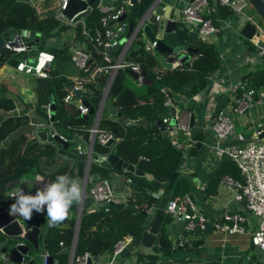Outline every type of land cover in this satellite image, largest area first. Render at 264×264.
<instances>
[{
  "label": "trees",
  "instance_id": "16d2710c",
  "mask_svg": "<svg viewBox=\"0 0 264 264\" xmlns=\"http://www.w3.org/2000/svg\"><path fill=\"white\" fill-rule=\"evenodd\" d=\"M121 1L115 0L114 5L118 6ZM248 4H250L249 1ZM219 7L226 8L225 6ZM227 11L230 10L227 9ZM134 14L135 4L133 3L129 8L128 16L133 17ZM99 16L100 13L94 6L91 12L85 16V22L90 30L98 22ZM12 27L16 29L40 27L42 35L49 37L56 35L59 30L64 28V25L47 12L38 13L29 0H0V34ZM245 40L250 45L249 41ZM66 47V43L59 47L54 43L42 44L37 46L36 51L38 49L51 51L55 60H58L64 57L69 58V51L66 50ZM127 52L132 61L139 64L140 74L150 78L151 82L143 87H136L126 82L121 75L122 73H119L118 80L120 84L113 85L112 82L106 93V99L113 104L115 111L110 117L101 113L97 124L101 128L110 130L115 136H120V139L111 148V152L127 163L136 164L139 160H142L139 165L140 170L151 173L154 180L166 181L175 171L180 157V150L176 149L168 139L159 134L160 125L154 122L160 121L161 116L166 112L162 101L173 95L182 84L192 82L191 88L194 90L203 87L207 77L212 75L218 67V56L212 44L199 41L197 53L195 54L197 57L194 60L190 63L184 61L161 72V70L155 68L157 65L156 57L143 50V40L139 39L137 35L128 47ZM22 53L24 52L14 53L9 49L0 48V67L8 62L14 64L21 58ZM11 54L15 55L7 60ZM93 55V59L97 60L95 62H103L98 54L93 53ZM34 79L38 80V83L32 87V94L29 98L15 95L16 100L22 102L23 109L30 108L45 117L44 104L53 100L54 109L51 116L56 130L67 137H70L75 131L84 139L87 138L88 131L86 128L91 125L92 116L80 114L72 104L61 102V97L65 93L62 82L68 81V78L63 74L50 71L49 77ZM246 81L253 88L264 87V70L259 68L253 74L248 75ZM50 86H52V89ZM164 87L165 89H163ZM93 89L94 92L89 94L88 98L92 104L96 105L100 91L95 84ZM52 91H54L53 94ZM25 98L26 100H23ZM16 100L8 90L7 80L1 78L0 187L6 185L12 179L18 178L32 193L35 188L36 174L47 177L51 182H54L59 175L72 176L74 169L75 173L81 175L84 162L69 151L65 152L68 161L52 168L56 163V158L60 155L54 153V146L51 143L40 144L31 137L28 115L25 112H12L15 103H17ZM57 104L61 106L63 111L62 121H57V110L59 108ZM116 111L120 112L119 116L115 115ZM131 118L138 119L136 122L126 124L123 127L125 121ZM106 150V146L94 141V152L100 153ZM89 171H96L104 178L108 176V169L95 162L90 163ZM179 180L181 179L174 175L167 183L172 186V193L170 194L172 198H177L185 191V187H181V184L178 183ZM183 185H186L184 181ZM9 187L7 186L8 189ZM155 189L148 180H145L138 186H131L126 203L122 208L110 205L107 210L96 207L82 210L74 252L88 251L92 255H99L110 250L114 242L125 236H138L142 230V211H146L154 204L153 191ZM1 194L2 191H0V197ZM169 218L170 215L164 213L163 220ZM35 219H41L39 224L44 229L42 242L45 250L51 257H59L60 262L64 264L65 253L59 251L58 241L62 240L64 245L68 246L74 218L72 217L68 222H62L56 226H49L46 214H40L38 218H34V221ZM2 234L0 231V238ZM159 234H163L162 226L159 228ZM155 257L154 254H146V259L150 264L155 263ZM0 264L10 263L0 259ZM25 264H29V262ZM198 264L221 263L209 260Z\"/></svg>",
  "mask_w": 264,
  "mask_h": 264
},
{
  "label": "built area",
  "instance_id": "2783aa9c",
  "mask_svg": "<svg viewBox=\"0 0 264 264\" xmlns=\"http://www.w3.org/2000/svg\"><path fill=\"white\" fill-rule=\"evenodd\" d=\"M30 1V0H29ZM111 1V2H109ZM94 0L92 5H86L84 9L79 10L71 16H66L61 12L66 5L67 0H56V4L52 7L53 17L57 19L61 24L67 26H79V34L81 42L75 37H69L68 48L69 58L72 64L76 67L77 72L72 74L68 83L71 84L70 90H65V93L61 97V102L72 104L78 110L80 114L87 113V106L81 102V98H85L88 101V95L94 92L93 85L96 83L98 77L103 76V82L99 89V97L96 102L98 113L93 115V121L89 127L86 128L88 131L87 138H83L79 133L73 131L70 137L63 135L58 132L54 126H52V108L51 102L48 101L44 104L45 109V122L44 124H38L31 130V137L37 142L43 143L48 142L54 146V153L60 154L59 145L55 144L52 139H40L37 135L38 129H52L51 133L47 136L52 138L56 134L59 138L64 141L74 140L76 141L77 152L84 153V167H86L85 183H84V194L91 199V204L100 205L103 204V209L107 210L110 206L109 201L113 202H125L127 195L131 190V186L125 185L123 188H109L107 178L101 177L96 171H89V165L92 162V155H96L99 160H106L107 155L111 151L112 145L120 139V136H115L110 130L101 128L98 126L99 111L102 103L106 96L107 90L110 86L112 77L116 70L119 69H130L133 72L140 74V67L137 62L129 61L125 58V54L128 47L132 43L133 39L139 32V26L144 17L147 16L149 10L153 7L154 1H152L146 10L142 13L140 19L133 26L129 34L119 44L117 54L112 57L111 51L105 50V47L110 48L115 45L120 38L124 36L126 31V16L130 6L133 4L130 0H122L118 6L114 5L115 0ZM218 6H225L235 13H238L243 17L244 22H249L253 27L254 31L251 36L247 38L249 43L256 48L254 53L255 60H262L264 57V28L251 15L245 13L244 8L248 4L247 0H213ZM30 3H32L30 1ZM33 4V3H32ZM100 13L98 22L93 25L90 30L87 23L85 22L86 11L91 12L92 7ZM209 6V0H186L179 8L176 19L178 20L177 25L180 28L187 30L193 29L196 35L200 38V41H208V37L211 34L218 32V26L211 20L210 17L205 16L204 13ZM124 14L123 19H119V16ZM161 17L160 14H155L154 18L158 19ZM144 37V36H143ZM101 44L104 49L98 50V45ZM156 39L149 40L143 38V50L149 55L155 54L154 46ZM29 45L25 44L18 37V34H13L12 37L4 42L3 48L9 49L12 52H23ZM94 54H98L103 62H95L93 59ZM34 59L29 61L30 56L20 58L12 65V71L9 74L11 79L16 78V74L30 75L34 77H48L50 65L54 59L53 53L45 49H38L33 55ZM192 57L189 56L186 60L190 63ZM244 61V60H243ZM1 79V77H0ZM223 84H219L220 88L213 91L211 94L212 100L220 95L221 91L225 94L226 102L220 107L218 112L209 118L207 128L213 135V146L212 152L215 158L225 156L229 158L236 166L239 172V178H233L229 175H224L219 180L222 185H233L235 190L232 194V199L242 204L243 210L248 212L255 220L254 228L250 233L249 241L253 246H257L264 252V138H261L259 133L262 128H256L254 130V138L245 141L241 144H229L222 145L221 140L231 135L234 127L235 117L238 114L244 113L248 110L253 102L254 95L257 97L256 102L264 100V88H253L243 80H238L233 83L226 82L224 78ZM72 89L80 90V96L75 97L72 93ZM172 97L168 96L163 100L165 106H173ZM138 118H131L125 121L122 125L136 122ZM172 121V123H171ZM160 123L165 125L169 130L171 137L170 142L180 148H188L193 146L195 138L193 136L192 127L189 123V112L182 110H173L172 113L162 116ZM181 134L180 139L177 140L175 133ZM96 141L100 145L107 147L106 151L96 153L93 151V143ZM110 141L112 144L109 146L107 142ZM82 143L81 145L78 143ZM64 154V152H62ZM87 156V158H86ZM35 188L32 193L34 194L37 189L41 188L45 183H49L47 177L41 175H35ZM83 189V182L81 184ZM17 191L16 186H12L7 189L4 199H10L14 196ZM82 201L80 202V204ZM165 213L182 217L183 228L187 231L194 233L197 229L204 227L207 221L206 217L199 211L198 207L192 200L188 192L183 191L177 198H168L165 206ZM9 210V209H8ZM7 210V212H8ZM34 212L30 220H25L21 216H14L20 226V233L16 236V244H23V234L26 230H29L36 217ZM245 220L244 214L239 211H226L223 212L220 218L210 221L211 227L221 233H241L244 231L243 222ZM179 241H171L173 245ZM62 240L58 241L59 245H62ZM126 238H121L114 242L110 250L104 251L97 255L98 264H114L117 256L126 247ZM72 245L69 248V257L71 258V264H91L92 254L88 251L81 253L72 252ZM26 254H21L19 262H12L8 256H2L3 261L11 264H25L28 262L30 257L25 260ZM50 255L45 249L40 252L39 264H47ZM264 264L260 259L256 260L253 258V253H244L243 259L238 264Z\"/></svg>",
  "mask_w": 264,
  "mask_h": 264
},
{
  "label": "crops",
  "instance_id": "0c3cea01",
  "mask_svg": "<svg viewBox=\"0 0 264 264\" xmlns=\"http://www.w3.org/2000/svg\"><path fill=\"white\" fill-rule=\"evenodd\" d=\"M107 1L109 0H105V2ZM185 1L186 0H175L177 15L179 12V8L182 6V4ZM134 4L136 9V2H134ZM33 5L38 13H43V12L48 13L49 10H52V8H42L35 2ZM226 12L228 13L226 8L219 7L213 2V0H209V6L204 13V15L210 17L211 20L219 28L217 33L211 34L208 37L209 43L214 46L218 56V67L216 71L212 75L207 77V81L203 87L198 88L196 90L191 88L192 82L182 84L179 87V89L173 93V95H170L173 98L172 99L173 106L170 105L165 106L162 101V105L166 111L162 116L170 114L171 108L173 110L176 109V110L189 112V123L192 127L193 136L195 138V142L191 147L184 149L174 145L176 149L180 150V157L174 171L175 172L174 175H177V177L181 179L179 180L178 183L181 184V187H185L184 190L189 193L192 200L198 207L199 211L206 217L207 221L209 222L211 220L220 218L221 214L226 211L230 212V211L239 210L245 216V220L243 222L244 231L241 233H237V232L221 233L214 230L211 227V224H210V229L206 232H203L205 224L203 228L197 229L196 233L201 234L200 238L198 239L200 254L199 256L193 257V259L189 261L191 262L189 264H198L200 262H205L209 260H214L221 264L224 263L238 264L239 262L242 261L244 252L248 250V248H250L251 246L249 241V236L255 224V220L253 219V217L248 212L243 210L242 204L232 199V194L235 190V187L233 185H222L219 183V180L224 175H229L233 178H239V172L235 164L229 158L225 156L219 158L214 157V154L212 152L213 135L211 134L210 130L207 128V123L209 118L216 114L215 106L219 101V99L223 96L225 98V101L221 104V106L226 102L225 94H223L221 91H219L220 95L217 96L215 99L213 98L212 100L211 97L213 91L218 90L220 88L219 84H223L222 80L225 78L226 82H231V83L243 79L246 81L248 75L253 74L257 70H259V68L264 70V57L262 58V60L261 59L255 60L254 53H256L255 52L256 48L251 44L249 45L245 40V38L242 39L239 37V35H241L240 29L244 24L243 17L240 15L242 17V20L235 21L234 17H231ZM74 27L75 26L64 25V28L59 30L56 35L45 37L44 44L46 43V39H49L52 43L55 42L54 44H56L57 47L61 46L63 43L64 44L66 43L67 44L66 50L69 51L68 48V42L70 40L69 37L73 36L80 42L82 41L80 34L79 33L77 34V32H75L72 29ZM76 27H78L79 29V26L76 25ZM141 38H144L142 34H141ZM30 50H32V48L29 46L25 51H23L24 53L22 54L31 57V55L33 54L29 53ZM116 54H117V49L111 50L112 57H114ZM152 56L156 57L157 59V65L155 68L156 69L158 68L157 70H161V72L168 67L172 68L183 62L178 58H175L172 62H167L165 60V56L160 55L157 52H155V54ZM191 57L193 56L191 55ZM66 59H68L71 62L70 58H66ZM54 60L55 58L53 59V61ZM12 65L13 63H4L0 67V77L3 80H7V82L12 80L9 77V74L12 71ZM51 66L52 63L50 65L49 73L50 71H52ZM119 70H121L120 71V73H122L121 75L128 80V83L130 85H134L136 87H143L144 85H146L134 79L130 74L126 73L125 69L124 70L119 69ZM116 71L114 75L116 74ZM76 72L77 69L75 67V71L73 73H64L63 75H65L69 79V77ZM17 77H19L18 79L40 78L30 75H23ZM111 81L113 82V80ZM102 82H103V76L100 75L96 83L94 84L96 85L97 83H99L101 87ZM119 84H120L119 82L116 83V85ZM258 88H264V87L260 86ZM8 90L10 91L11 94H13L16 100V96H15L16 94H14L11 91L9 83H8ZM30 94H32V88ZM256 97L257 95L255 94L253 98L254 102L248 110H246L242 114H238L234 118L235 122L231 135L221 140L222 145L241 144L245 141L251 140L254 138V130L256 128H262L258 136L264 138V100L260 102H256L255 101ZM106 100L107 99L105 96L101 109L99 111V117L101 113L107 117H110L113 115L115 111L113 104H111L109 100H108V104L104 107V103ZM15 102L17 103H15V107L12 110V112L15 113L25 112L28 115V125L30 128V132L36 125L44 124L45 117L37 114L34 110L30 108L24 110L23 105L22 106L19 105L17 100ZM57 106H59L57 110V121H62L63 111L60 105L57 104ZM91 116L93 121V115ZM159 134H161L162 137L168 140L171 137L169 130L163 124L162 127L160 125ZM174 135L177 138V140L180 139L181 134L179 132L175 133ZM43 143H48V142H43ZM78 143L80 145L82 144L80 142ZM66 151L68 150L65 149L64 154L60 153L57 155L60 156L65 155ZM60 165H62V163L56 162L52 168L58 167ZM107 169H108L107 178L109 177L111 179L113 187L114 188L123 187L125 183L121 184L123 182L121 180L122 172L115 171L113 168H107ZM83 171L84 168L82 170V174L79 175L75 173V169H74L72 176H70L71 178L75 179L80 184V186L83 182ZM183 181L186 183L185 186L183 185ZM49 183H51V180ZM167 183L156 187V189L153 191V194L155 196V202L154 204H152V206L163 209L167 199L172 198L170 196V194L172 193V186H169ZM27 194H30L28 189H27ZM125 203L126 201L123 202V206L125 205ZM95 207H97V205L94 206L93 204L90 203L84 209L95 208ZM36 214H37L36 217L38 218L40 214L39 213ZM76 214H77V210L74 208H70L68 218L63 221L65 223L68 222L70 218L72 217L74 218L73 230L68 246L64 245V243H62V245H59L60 246L59 251L65 253L66 259L64 264H68L69 262V248H70V244L73 243L72 241L74 237ZM169 215L171 218V214ZM31 222L33 223V225L39 227V232L37 235L38 247L35 250V254L33 255L32 253L33 248L29 246L31 252L27 256L30 257L31 260H33V264H36L35 261L38 263L40 262L39 258H40L41 250L45 249L44 244L42 242L44 229L39 224L41 222V219H37V220L35 219V221L31 220ZM171 229H173L174 238L180 239L179 232L177 231L178 228L172 225ZM5 237L6 239H10L7 236ZM124 238H126L127 241L126 247L117 256L116 260L114 261V264H150L149 261L146 259V254H154L156 256L154 264H186L175 261V259L181 258L180 250L171 249V248L170 249L162 248L159 250L156 244L152 245L150 248H145L141 244H139L138 236L134 237L128 235L125 236ZM24 243L29 245V243L26 240H24ZM2 245L5 244L3 242H0V259H2V256H8L7 253H3L1 251ZM74 249H75V245H74ZM138 254H140V256H138ZM51 258H52V264H62V262H60L59 260V257H55V258L51 257ZM253 258L256 260L258 259L261 260L260 256L255 253H253Z\"/></svg>",
  "mask_w": 264,
  "mask_h": 264
},
{
  "label": "water",
  "instance_id": "95a60500",
  "mask_svg": "<svg viewBox=\"0 0 264 264\" xmlns=\"http://www.w3.org/2000/svg\"><path fill=\"white\" fill-rule=\"evenodd\" d=\"M154 1L153 7L147 13V16L143 18L141 24L139 26V32L147 39L153 40L156 39V44L154 46L155 52L160 55L165 56V60L167 62H172L175 58H178L181 61H186L189 57V54L197 53V44L200 41V38L196 35L193 29L187 30L184 28H180L177 23L178 20L177 12H176V3L175 0H130L131 3L136 2L135 14L133 17L126 16V31L124 36L119 39V41L111 46L110 48L105 47V50L110 52L111 50H116L119 47V44L124 40V38L129 34L132 30L133 26L140 19L142 13L146 10V7ZM250 4L254 7L256 12L260 15V17L264 21V0H248ZM94 0H67L66 5L61 12L66 16H71L75 12L82 10L86 5H92ZM175 3V4H174ZM174 4V5H173ZM53 10H49L48 14L53 16ZM90 13L89 10L86 11L85 15ZM155 14H160L161 17L155 19ZM125 17L124 14L119 16V19H123ZM254 31V27L249 22H244L240 29V33L242 36L248 38L252 35ZM18 34V37L25 44L29 45L32 49H36L38 45L44 44L45 36L41 33L40 27H32L30 29H16V28H8L3 33L0 34V48H3L4 42L9 40L13 34ZM104 47L99 44L98 50H103ZM26 55L22 54L21 58H24ZM125 58L129 61H132L131 56L128 52L125 54ZM34 58L30 57L29 61H32ZM125 72L130 74L134 79L142 82L144 84H149L151 82L150 78H146L142 74H137L132 70L126 68ZM62 85L65 90H70L71 84L68 82H62ZM97 88H100V84H96ZM165 89V88H163ZM72 93L75 97L80 96V90L72 89ZM225 101L224 96L219 99L215 106V113L220 109L221 104ZM81 102L87 106V114L95 115L98 113L96 106L88 101L85 98H81ZM51 108L54 109V101H51ZM171 113L173 109H170ZM115 115L119 116L120 112L116 111ZM157 125H161L159 120L154 121ZM172 123V121H171ZM52 126L53 123H52ZM52 129H48V133H51ZM37 135L40 139H52L53 142L59 145V152L62 153L67 149L72 154L79 157L81 160H84V153L77 152L76 141H64L59 138L56 134L49 138L47 136L46 129H38ZM263 133V132H262ZM109 146L112 144L110 141L107 142ZM87 158V156H86ZM91 161L98 163L99 165L105 168H113L115 171L122 172V183H126L129 186H138L144 182V180H149L150 185L152 187H158L160 185L166 184L175 174L173 172L166 181H158L154 180L151 173L143 172L140 170L139 165L142 160H139L136 164L127 163L122 160L118 155L111 152L107 155L106 160H99L96 155H92ZM86 167L83 171V189L82 195L84 194V183H85V175H86ZM50 182V180H48ZM107 183L109 188H112L111 179L107 178ZM16 186L18 189H23L25 193H27V188L24 183H21L18 178H14L7 182L6 185L0 187V191L5 190L7 186ZM123 187H120V189ZM14 196L10 199L0 200V231L7 237L13 240V244L8 248L6 245H2L1 251L3 253H7L8 258L12 262H19L21 254L28 255L31 252L29 246L33 249H37V235L39 232V227L32 225L29 230H26L23 234L24 239L29 243L16 244V236L20 233V226L14 216H10L7 210L9 206L14 203ZM91 202V199L88 196H83L82 203H74L71 208L77 210L75 228H74V237H73V245L72 252L74 251L75 240L77 236L78 230V222L80 218L81 210L86 208ZM109 205L114 206L116 208H121L123 206L122 202H113L109 201ZM103 204L98 205L96 208L103 209ZM164 215L163 209L156 208L155 206L149 207L146 211H142L143 219L141 221L142 230L138 235V242L145 248H150L152 245L156 244L158 249L168 248V249H176L180 250L181 258L175 259L176 262L189 264L190 260L195 256H199L200 248L199 241L201 234L200 233H191L183 228L182 217H177L176 215H171V218L168 220H163L162 217ZM174 225L178 229L180 239L174 238L173 229L171 226ZM160 226L163 227V234H159ZM210 229V222H205V227L203 232H206ZM179 239V240H177ZM171 241H179L177 244L173 245ZM253 253L260 256L261 261L264 262V252L259 249L257 246L253 247ZM25 260L28 259V256H25ZM92 262L91 264L97 263V255L93 254L91 256ZM29 264H33V260H28ZM47 264H52V258L49 257ZM68 264H71V258L69 257ZM260 264V262H258Z\"/></svg>",
  "mask_w": 264,
  "mask_h": 264
},
{
  "label": "clouds",
  "instance_id": "9594fccd",
  "mask_svg": "<svg viewBox=\"0 0 264 264\" xmlns=\"http://www.w3.org/2000/svg\"><path fill=\"white\" fill-rule=\"evenodd\" d=\"M14 200L9 206L10 216L30 220L34 212L46 214L49 226H56L68 218L74 203L82 201V189L75 179L65 174L57 176L54 182L45 183L34 194L18 189Z\"/></svg>",
  "mask_w": 264,
  "mask_h": 264
},
{
  "label": "rangeland",
  "instance_id": "374dc122",
  "mask_svg": "<svg viewBox=\"0 0 264 264\" xmlns=\"http://www.w3.org/2000/svg\"><path fill=\"white\" fill-rule=\"evenodd\" d=\"M33 4L34 2L37 3L39 6H41L42 8H52L55 6L56 4V0H30ZM227 8V7H226ZM229 9V8H227ZM230 10V9H229ZM244 11L245 13L251 15V17L256 20L259 24H261L264 28V22L263 20L260 18V16L257 14L256 10L254 9V7H252L250 4H247L246 7L244 8ZM228 15H230L231 17H234L235 21L236 20H242V17L238 14V13H235L233 12L232 10L228 11L227 13ZM75 32H77V34L79 33V29L78 27H74L72 28ZM137 37L139 39H142L141 38V33L138 32L137 34ZM240 38L242 39H247L246 37L242 36V35H239ZM52 42L49 40V39H46V43L45 45H48V44H51ZM55 43V42H53ZM36 52V49H32L29 51V53L31 54H34ZM15 54H11L7 60H10ZM17 57V56H16ZM197 57V55H193L192 57V60H194L195 58ZM191 60V61H192ZM10 63V62H8ZM51 70L54 71L55 73H60V74H64V73H73L75 71V67L73 66V64L66 58H61V59H58V60H54L52 62V66H51ZM121 70H117L116 71V74L114 75L113 77V83L111 81V83L113 85H115L117 82H119L118 80V74L120 73ZM16 76H22L20 74H16ZM19 77L15 78V79H12L10 81H8L9 85H10V88H11V91L14 93V94H18L20 97H30L31 94H30V91H31V88L33 86H35L37 83H38V80H35V79H18ZM125 81L128 82V80L125 78ZM50 88L52 89V86H50ZM54 91H52V94H53ZM23 99V100H26ZM21 99V98H20ZM18 100V99H17ZM22 101V100H21ZM22 102H20L18 100V104L22 106L21 104ZM108 104V100L105 101L104 103V107ZM67 155H62L60 157H57L56 158V162L58 163H66L68 160H67ZM108 174V172H107ZM14 186V185H13ZM12 187V186H10ZM9 187V188H10ZM8 188L6 187L5 190L2 191V194H1V197H0V200L2 201L4 198L3 196H5V193L4 191H6ZM0 242H3L8 248L13 244V240L12 239H6L5 235L2 234L1 238H0ZM251 244V243H250ZM253 245L251 244L250 248H248V250H246L244 253H248V254H252L253 253ZM35 250L36 249H32V253L33 255L35 254ZM36 264H39L38 262L35 261Z\"/></svg>",
  "mask_w": 264,
  "mask_h": 264
}]
</instances>
